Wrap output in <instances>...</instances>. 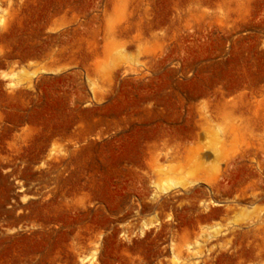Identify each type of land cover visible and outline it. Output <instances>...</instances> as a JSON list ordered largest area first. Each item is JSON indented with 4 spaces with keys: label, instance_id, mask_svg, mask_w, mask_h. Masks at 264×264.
I'll return each instance as SVG.
<instances>
[{
    "label": "rangeland",
    "instance_id": "1",
    "mask_svg": "<svg viewBox=\"0 0 264 264\" xmlns=\"http://www.w3.org/2000/svg\"><path fill=\"white\" fill-rule=\"evenodd\" d=\"M0 264H264V0H0Z\"/></svg>",
    "mask_w": 264,
    "mask_h": 264
},
{
    "label": "bare ground",
    "instance_id": "2",
    "mask_svg": "<svg viewBox=\"0 0 264 264\" xmlns=\"http://www.w3.org/2000/svg\"><path fill=\"white\" fill-rule=\"evenodd\" d=\"M218 132V131H217ZM164 184L166 185H170V186H173V187H177V186H184V181H181V180H172V179H166L164 181ZM159 189H161L162 191H165V190H168L169 187H159Z\"/></svg>",
    "mask_w": 264,
    "mask_h": 264
}]
</instances>
